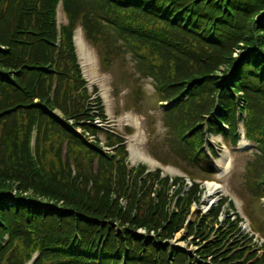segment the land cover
Segmentation results:
<instances>
[{"label":"trees","instance_id":"obj_1","mask_svg":"<svg viewBox=\"0 0 264 264\" xmlns=\"http://www.w3.org/2000/svg\"><path fill=\"white\" fill-rule=\"evenodd\" d=\"M237 1L0 0V264H26L35 255L33 264H197L195 258L209 257L211 264H264V255H246L231 242L235 235L227 238L239 232L238 219L218 223L225 204L231 207L226 199L211 207L209 222L199 215L187 225L185 240L198 239L193 258L171 246L200 193L196 185L185 192L179 186L171 198L159 170L143 178L145 167L128 170L118 137L106 134L111 153L101 151L92 122L103 120L104 111L99 97L90 100L73 43L80 26L104 71L129 56L134 83L152 79L156 104H175L162 106L167 133L163 151L153 156L163 164L194 170L205 162L209 171L207 134L235 145L240 118L259 152L247 165L245 184L259 202L264 0L247 3L240 14ZM59 5L63 25L56 21ZM257 13L263 18L255 27ZM143 94L138 87L132 97L137 109ZM252 229L264 236L256 220Z\"/></svg>","mask_w":264,"mask_h":264},{"label":"rangeland","instance_id":"obj_2","mask_svg":"<svg viewBox=\"0 0 264 264\" xmlns=\"http://www.w3.org/2000/svg\"><path fill=\"white\" fill-rule=\"evenodd\" d=\"M251 1L253 2L250 3L249 6H259L262 2V0L237 1L241 8L243 7L238 13L241 11L242 13H245L247 10L246 4ZM225 2H227V0H225ZM216 3L217 1L214 4ZM262 15L257 13L254 17L255 27L256 25H259L258 23L262 20ZM57 20L60 24L65 23L64 17L60 12L57 15ZM78 30L81 31L78 27L74 32L75 37H77L76 33ZM81 36L82 37L75 40V45L77 47L83 77L87 81L89 90L91 91L92 87L98 89V95L105 108L104 111L108 120V125H111L112 128L119 132H124L129 140H134L133 152L136 153V151H138V153L133 156L132 160V155L129 154L128 162H135L132 164L134 166L145 164L148 170H154L157 166H148V164L142 162V159L147 154L150 156L151 151H160L161 154L163 151V148H161L163 143L162 140L167 131L163 127L162 113L164 109L162 106L156 104L155 89L152 85V81L150 79H142L140 81L144 91V96L139 105L140 112L133 113L128 111L127 106L131 104L132 101L130 98V92L135 85L133 79L138 78L136 71L132 68L134 64L133 61L127 56L126 60L117 61L111 69L104 72L100 68L95 51L84 41L83 34H81ZM252 51L254 52L256 50ZM236 54H239V52L235 53L234 57L238 56ZM243 56L245 57V55ZM125 129H129L131 132L128 133ZM152 130L154 134H151ZM98 137L103 141L104 137L102 134H99ZM129 140H127V142H129ZM210 143L216 148L215 151L217 153V159L211 157L213 167L210 172H217V174L212 178L213 181H210V184H205L204 182H201L202 178L196 177L195 181L199 184L202 196L200 203L197 206L191 207L192 215L189 216L187 222H193L199 212H205L209 203L214 202L219 197H228L233 204L234 210H229V208L225 206V211H227L228 215L231 217L234 213L239 214V216L242 215L244 221V224H242V229L244 230L243 234L247 233L252 235L253 233L250 231L249 225L250 218L243 215L242 208L251 198L245 185V174L248 162L255 159L253 156L254 145L241 140L238 143V147L227 151L222 146V139L220 137L210 139ZM127 145L129 147L130 144ZM152 161L155 163L153 159ZM193 171L195 175L201 176V171L204 170L197 168ZM162 173L170 178L184 176V174H181L180 168L172 164L163 166ZM184 180L185 183H189L188 178ZM5 185L6 184L3 186L5 187ZM15 193L16 191L13 192L14 195ZM171 208H173V202L171 203ZM247 210L252 218L256 219L257 223L264 231V207L262 203L258 204L254 202L248 206ZM220 220L222 219L220 218ZM141 232L142 231H138V233ZM253 236V243L264 245V240L260 239L258 234H253ZM185 237L186 229L175 233L172 245L177 248L186 249L191 254H194L197 251V248L193 242H198V239L189 238V240L186 241ZM252 245L253 244H251V246ZM261 254V252L258 253V255Z\"/></svg>","mask_w":264,"mask_h":264},{"label":"bare ground","instance_id":"obj_3","mask_svg":"<svg viewBox=\"0 0 264 264\" xmlns=\"http://www.w3.org/2000/svg\"><path fill=\"white\" fill-rule=\"evenodd\" d=\"M76 34H77V35H76L77 37H75V40H76L77 38H79V37H82V36H81L82 32H81L80 30H78ZM144 161H146V162H148V163H151V160H150L149 158H147V157H146V159H144ZM131 163H133V162H131Z\"/></svg>","mask_w":264,"mask_h":264}]
</instances>
